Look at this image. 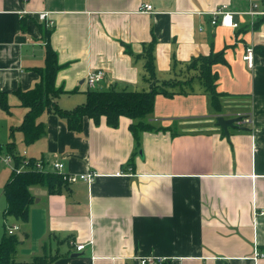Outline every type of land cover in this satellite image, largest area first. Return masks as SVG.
Listing matches in <instances>:
<instances>
[{"label":"crops","instance_id":"1","mask_svg":"<svg viewBox=\"0 0 264 264\" xmlns=\"http://www.w3.org/2000/svg\"><path fill=\"white\" fill-rule=\"evenodd\" d=\"M144 4L153 9L144 12ZM223 4L235 11L237 28L211 23ZM255 4L264 10V0H0V92L9 104L0 105V152L5 137L20 157L99 174L60 193L33 187L26 226L3 217L5 229L28 230L20 232L18 260H32L46 244L55 264H142L150 257L164 258L161 264H264V55L255 51L253 67L244 59L248 48L264 46V17L248 13ZM41 12H48L45 20ZM48 34L61 65L56 85L67 90L57 98L63 109L85 102L93 70L106 72L94 89L148 90L145 54L153 42L159 80L195 77L167 87L171 95H156L146 121L157 129L141 131L139 145L130 117L116 127L104 116L98 124L85 117L77 132L53 111L41 114L46 132L27 144L19 126L28 109L16 92L40 82ZM212 53L225 59L213 66L220 109L187 68L193 57ZM220 115L241 119L226 134ZM2 163L5 198L12 172Z\"/></svg>","mask_w":264,"mask_h":264},{"label":"trees","instance_id":"2","mask_svg":"<svg viewBox=\"0 0 264 264\" xmlns=\"http://www.w3.org/2000/svg\"><path fill=\"white\" fill-rule=\"evenodd\" d=\"M264 16L259 19L262 20ZM258 21V23L260 22ZM154 45L151 43L146 56V69L148 76L146 82L149 84L148 90H118L115 87L109 89H88L86 100L73 109H63L57 103V98L66 93L61 86L56 85V77L61 65L59 64L58 54L50 43L49 34L46 37V56L45 67L39 68L41 75L40 82L28 90L19 89L16 94L21 105L28 109L19 129L23 132L25 142L31 144L40 138L45 132V124L39 121L41 114L45 111H53L65 118L68 127L73 131H81L85 117L94 119L98 124L101 118L106 117L108 125L116 127L121 116H127L134 121L131 129L135 139L139 142V133L143 130L157 129L146 121L147 117L154 112L156 95L164 93L171 95L167 87L179 86L183 83L190 84L195 76L187 80H159L155 71ZM255 51L264 55V46L257 45ZM225 61L223 53H212L210 55H199L193 57L187 64L188 70H195L198 77L212 99L215 108H221L220 97L222 93L218 90L217 74L213 66L217 62ZM0 105L3 109L9 110L7 97L0 92ZM159 129V128H158ZM8 152L15 157V164L21 163V157L14 152V147L8 145ZM133 165V160L129 162ZM70 185L62 176L55 173H43L38 170H26L22 172L12 171V176L5 185L4 194L7 206L4 210V217L13 216L25 226L30 222L31 206L36 200L32 192L35 186L46 187L49 193H60ZM25 236L28 230L22 228ZM21 244L19 234L4 233L0 237V264H55L57 255L53 254L44 244V252L34 256L30 261H20L17 259V252ZM166 264V263H164Z\"/></svg>","mask_w":264,"mask_h":264},{"label":"built area","instance_id":"3","mask_svg":"<svg viewBox=\"0 0 264 264\" xmlns=\"http://www.w3.org/2000/svg\"><path fill=\"white\" fill-rule=\"evenodd\" d=\"M257 5L255 4L253 8L248 12L252 16H264V10L259 11L256 9ZM153 9V6L151 4H144L142 10L144 12H150ZM235 11H233L228 4H223L216 10L212 11V20L211 23L213 25L220 22L222 25L230 27V28H237L239 24L235 21L234 18ZM48 15V12H41L40 18L45 20ZM244 59L247 61L248 65L250 67L254 66V60H255V49L254 48H248L246 50V54L244 56ZM106 76V72L103 69L93 70L89 72V74L86 77V82L89 87L91 88H97L98 83ZM0 159L3 162H7L9 164H12V162L15 161V157L12 153L9 152V154L4 157L0 153ZM21 163L17 166L15 163L13 165V170L16 172H22L26 170H38L43 173H55L57 175L62 176L67 182L70 184L76 183L78 181H86V182H92L94 179L99 175L96 171H89L85 173H72L65 170V164L60 161H55L50 164L45 160L44 158H27L21 156ZM124 171L117 172V175L124 174ZM260 213H264L263 211ZM6 231L8 234H21V226L19 224H8L6 223ZM85 247V244H79L77 246V249L81 251ZM262 256V254H257V257ZM164 262V258H142L141 263L142 264H161Z\"/></svg>","mask_w":264,"mask_h":264},{"label":"rangeland","instance_id":"4","mask_svg":"<svg viewBox=\"0 0 264 264\" xmlns=\"http://www.w3.org/2000/svg\"><path fill=\"white\" fill-rule=\"evenodd\" d=\"M75 96H77V95H75ZM1 135H2V132H1ZM1 141L4 142V145L6 147L4 146L3 152L1 151L0 153L2 154V156L6 157L9 154L8 148H7V143L5 142L6 141V138L5 137H2L1 138ZM16 151L21 152L22 150H19L18 148H16ZM16 154H19V153H16ZM14 163H15V161L12 162V164H9L7 162L2 163L3 164V167H4V170H5L4 172L5 173H8V174L10 173V171L12 172L13 171V165H14ZM5 204H6L5 198L0 193V237L4 233H6L5 224H4L5 222L3 220V217H4V215H3V209H4Z\"/></svg>","mask_w":264,"mask_h":264},{"label":"water","instance_id":"5","mask_svg":"<svg viewBox=\"0 0 264 264\" xmlns=\"http://www.w3.org/2000/svg\"><path fill=\"white\" fill-rule=\"evenodd\" d=\"M241 119V117H235V118H226L224 115H220L218 116V125H220L224 131L226 132V134L229 133V129L231 127H236L237 126V122ZM20 241H23L24 239V235L20 234Z\"/></svg>","mask_w":264,"mask_h":264}]
</instances>
